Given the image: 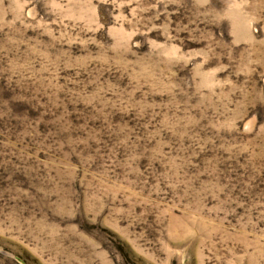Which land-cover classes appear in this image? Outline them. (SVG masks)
I'll list each match as a JSON object with an SVG mask.
<instances>
[{"label": "rangeland", "instance_id": "rangeland-1", "mask_svg": "<svg viewBox=\"0 0 264 264\" xmlns=\"http://www.w3.org/2000/svg\"><path fill=\"white\" fill-rule=\"evenodd\" d=\"M0 264H264V0H0Z\"/></svg>", "mask_w": 264, "mask_h": 264}]
</instances>
